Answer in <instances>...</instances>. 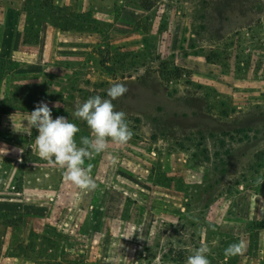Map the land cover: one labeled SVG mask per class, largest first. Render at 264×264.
<instances>
[{"label":"rangeland","instance_id":"374dc122","mask_svg":"<svg viewBox=\"0 0 264 264\" xmlns=\"http://www.w3.org/2000/svg\"><path fill=\"white\" fill-rule=\"evenodd\" d=\"M51 2L22 0L25 35L49 19L74 23L97 42L86 51L89 65L66 74L63 85L45 71L29 75L31 65L2 53L0 146L11 152L0 155V178L14 177L7 190L21 193L26 174L55 167L36 154L37 131L22 132L24 112L40 102L80 128L79 144L91 132L76 109L93 96L110 99L108 89L123 84L128 91L112 103L133 136L86 159L94 190L66 184L57 199L50 194L52 219L40 231L22 213L11 218L10 232L0 230V264H187L202 245L210 264H225L231 244L219 210L231 215L264 177V106L248 112L238 102L242 86L264 85V0H107L85 10ZM5 19L15 23V11L0 10V24ZM15 28L0 25L11 41L6 50L15 46Z\"/></svg>","mask_w":264,"mask_h":264},{"label":"crops","instance_id":"0c3cea01","mask_svg":"<svg viewBox=\"0 0 264 264\" xmlns=\"http://www.w3.org/2000/svg\"><path fill=\"white\" fill-rule=\"evenodd\" d=\"M106 1L107 0H52V4L56 7L85 10V8H91L92 5L98 2L104 3ZM21 2L22 0H0V10L6 12L15 11L16 13L15 23L6 21L5 19L4 22L1 21L2 24L0 25L15 24V32L17 34L15 46L12 48L9 46L6 50L4 49L6 48V44L11 41L7 38L4 39L0 33V57L3 53V56L6 54L19 65H31V67L34 68L29 72L31 76L36 75L41 78L42 72L44 71L52 75H58L60 78L57 76L56 79H60L62 85L64 81H66V74L69 72H73L77 75L85 70L84 65H89L88 59H86V51L96 45L97 41L95 34L81 31H63L51 24L50 21H45L37 35H25L24 28L26 25L27 8L23 7ZM136 21L138 22V17ZM70 65L72 66L70 67ZM36 66L38 67L35 68ZM91 68L93 72L90 74V78L93 82V80H95V68L94 66ZM2 73L3 69L0 66V74ZM6 75L11 77L13 72L8 71ZM245 83L247 84V82ZM261 84L262 83L244 85L240 90L243 92V95H239L238 97L239 105L241 106L244 104L243 106H247L248 112H256L257 105L264 106V95H261L264 93V85ZM53 87L58 88L54 85ZM123 96L124 95L119 97L121 101ZM53 103H56V101H53ZM244 110H246V108H244L243 111ZM243 111L239 112V116H241ZM24 113L29 115L30 111L26 110ZM21 114L23 113L19 112V115ZM257 115H260V110L257 111ZM8 152H11L9 147L3 148L0 146V155H4V158L8 156ZM3 169L6 170V173L9 172V174L13 170L11 167ZM27 169L29 170V168ZM43 171L46 175L40 177H29V174H26L23 179L24 190L21 193H11L7 190V187H11L14 177L5 176L4 178H0L1 231L10 232L11 221L9 220L17 217V213H22L27 219H30V228L40 231V229L52 219L50 211L54 206V201H50V194L55 192V199H57L59 193L65 191L64 185L75 186L68 181L67 178L61 176L64 170L60 169L58 166L53 167L52 173H50L49 170L45 171L43 169ZM50 174L55 177H51ZM259 180H264V177ZM243 196L245 197V195ZM241 200L242 203L240 204ZM244 203H246V205ZM227 210L226 208L219 210V216H217V222L225 240L224 244L241 243L243 246L241 253L233 255V257L237 259L234 260V262L232 261V264H264V183H258V180H256V186L253 191L249 193V199L246 201L240 195L238 204L235 205L231 215ZM203 229H205V226ZM231 256L232 255L226 253L224 258L226 261L225 264H231L229 263V258Z\"/></svg>","mask_w":264,"mask_h":264},{"label":"clouds","instance_id":"9594fccd","mask_svg":"<svg viewBox=\"0 0 264 264\" xmlns=\"http://www.w3.org/2000/svg\"><path fill=\"white\" fill-rule=\"evenodd\" d=\"M127 91L125 85L113 84L107 91L110 99L93 96L76 109L74 116L86 122L91 132L90 137H81L79 144L76 134L80 128L63 116L54 119L52 109L44 102H40L29 113L27 125L22 132L31 136L32 129H35L38 134L34 147L38 157L64 170L67 180L82 191H92L97 185L85 167L86 159L93 153L104 152L110 141L122 145L133 136L126 114L123 111H115L112 103V100ZM19 151L23 152V149ZM258 183H264V180H258ZM242 250L241 243L231 244L225 249L229 255L239 254ZM210 253L211 249L202 245L187 258V264H210Z\"/></svg>","mask_w":264,"mask_h":264},{"label":"trees","instance_id":"16d2710c","mask_svg":"<svg viewBox=\"0 0 264 264\" xmlns=\"http://www.w3.org/2000/svg\"><path fill=\"white\" fill-rule=\"evenodd\" d=\"M50 8H52L54 5L52 4V2L50 4H48ZM45 7V6H43ZM48 21L51 22V24H53L54 26L58 27L60 30H63V31H78L75 29L74 27V23H65L64 25H60V23H58L57 21H52V20H49ZM39 33L38 32H30L29 34L30 35H37ZM175 70L177 71V73L179 72V70L177 68H175Z\"/></svg>","mask_w":264,"mask_h":264},{"label":"built area","instance_id":"2783aa9c","mask_svg":"<svg viewBox=\"0 0 264 264\" xmlns=\"http://www.w3.org/2000/svg\"><path fill=\"white\" fill-rule=\"evenodd\" d=\"M184 75V74H183Z\"/></svg>","mask_w":264,"mask_h":264}]
</instances>
